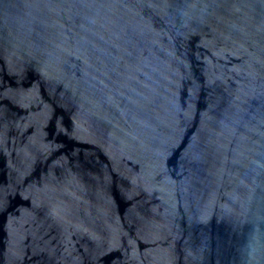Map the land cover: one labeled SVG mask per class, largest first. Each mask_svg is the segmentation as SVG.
I'll return each mask as SVG.
<instances>
[{
	"label": "water",
	"instance_id": "95a60500",
	"mask_svg": "<svg viewBox=\"0 0 264 264\" xmlns=\"http://www.w3.org/2000/svg\"><path fill=\"white\" fill-rule=\"evenodd\" d=\"M0 264H264V0H0Z\"/></svg>",
	"mask_w": 264,
	"mask_h": 264
}]
</instances>
